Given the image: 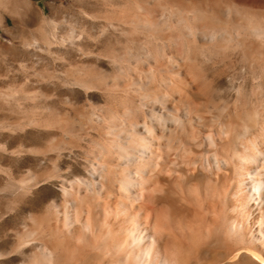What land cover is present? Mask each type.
<instances>
[{
  "label": "rangeland",
  "instance_id": "rangeland-1",
  "mask_svg": "<svg viewBox=\"0 0 264 264\" xmlns=\"http://www.w3.org/2000/svg\"><path fill=\"white\" fill-rule=\"evenodd\" d=\"M263 140L264 0H0V264H49L44 244L69 264L61 209L73 201L84 220L102 219L91 175L114 193L141 141H150L142 162H153L146 190L135 189L145 216L171 226L176 263L249 264L221 260L229 237H204L220 210L196 173L215 152L264 151ZM185 184L197 192L182 193ZM243 208L233 214L246 235L255 226ZM91 250L73 254L102 264Z\"/></svg>",
  "mask_w": 264,
  "mask_h": 264
},
{
  "label": "bare ground",
  "instance_id": "bare-ground-1",
  "mask_svg": "<svg viewBox=\"0 0 264 264\" xmlns=\"http://www.w3.org/2000/svg\"><path fill=\"white\" fill-rule=\"evenodd\" d=\"M149 143L150 141L148 143H144L143 141H141V143L138 144L139 146L133 145L131 147V151H130L131 154L130 155L127 154L125 156L126 158L125 162L129 164L128 166L129 168L125 166L127 168L126 170L124 169L123 174H125L126 172V175L122 179L121 185L118 186V190H115L114 193L108 192L107 191L108 189L106 190V188H104L105 189L104 191L108 193V194L107 193L104 194V191H103L104 178H101V176L97 175V173H94V172H93L94 174L91 175L93 179L96 180L97 178L99 180V181H95L92 179L94 182H92L89 185L91 186L90 188H93L94 192L96 191V199L98 201V206H100V209L99 208L97 209H99L100 212L102 213V219L100 220L98 219L95 222L92 219L91 221L88 220L90 218L89 214H91V211H89L88 218L84 220L81 217V214L83 211L75 208L77 206H76V203L73 201H71V203L67 201L66 204L64 205V209H61L60 212L62 213V216H63V221H62L63 223H62L61 228H63L65 232V236L68 239V242L72 243L73 251L75 252L77 251V254L80 250L82 251L86 248H90L93 250V252H95V255L97 254V261L99 259L98 256L101 257L103 261L102 264H177L176 261L179 260V259L177 260V256L179 258V254L177 251L178 248L175 250L177 251L176 253L174 251V248L169 247L171 246L169 244L170 243L169 241H172L175 243V239L173 238V235H172L173 231L171 230L172 229L171 226L170 227L168 225L166 226L165 225L166 222L162 224L163 225L162 227L161 225L159 226L158 223H157L158 225L157 224L154 225L152 223L153 219L151 222V220L148 219L147 215L145 216L143 212L145 208L142 205L144 204L143 200L145 197L142 191H140V194H139L138 190L135 189L136 186L143 187V185H145L143 184V182L146 179H148V177L146 176V171L144 169V166L145 165L149 166L148 163L151 162L150 161L151 158L150 159L147 158L145 161L142 162L141 156H143L144 153L150 152ZM140 159L141 161H139ZM199 159H197L196 157L195 158L193 157L191 161L193 163V166L201 165L202 162ZM131 162H134V163H131ZM204 162H205V165H207L209 170L203 171L202 168L205 166L201 168L198 167V171L196 173L197 177L200 178V182L198 184V187H199L198 191H199V194L204 196V200H205V197L206 199L215 198V197L218 198L217 199L218 200L217 202L219 204L218 209L220 210V216L218 217L215 216V218H213V221L211 222L209 221L210 223H208L207 226L205 227L204 237L209 240L214 238L215 240L220 241L222 239L221 236L224 235L225 237H229L234 242V247L233 248L231 247L232 249H229V250L227 249L228 251L221 253V260H234V259L242 258L243 260H248L249 264H264V151L263 149L255 144L252 146V148H251V145L250 147L247 145H243L242 150L234 151L231 156L225 155L223 157H219L218 154L215 152V154L214 153L211 154V157L209 155V158L206 159ZM158 164L160 167L163 168L166 165V161L164 162L159 161ZM177 164L178 163H175L173 166L170 165L171 167H169V169L173 171L178 170L179 172H181L179 170L181 168ZM130 165L131 166L133 165L134 167H131ZM103 168L108 170L107 169L108 167H106V164L104 162L102 164V169ZM211 168L212 169L214 168L216 172L214 173V171H212ZM186 176L187 175H185V177ZM190 179H193L192 176H190ZM183 180H185V178ZM221 180L223 181L221 182ZM185 185H187V187ZM185 185H183L182 187L180 186L181 188L180 191H182V193L183 191L185 192V194H187L189 191H192L194 193L195 190L193 191L191 190V188H188V185L189 187L191 186L190 184H185ZM173 189H170V190L171 191L173 190L175 192L176 188L174 187ZM112 191H114V189H112ZM242 191H243V196L245 200L244 198H242V194H241ZM165 193L168 194V190H166ZM176 193L178 192L176 191L175 194ZM167 194H163L161 197H159L160 198L159 202L163 201V204H165L166 202L165 207H168L166 206L168 204L171 205L172 203L171 199L173 198L172 197L170 199V197L172 196L171 193H170L171 195L170 197H168L169 195ZM188 195H190V193ZM174 196L176 197V195ZM188 197L191 198L192 195ZM194 198H196V196ZM191 199H188V204L193 202L192 200L189 203ZM112 203H114L115 206L114 205L112 206ZM175 206L176 205H174V209H176ZM243 206L245 208L247 206L249 207L248 215H245V216H248V217L251 216L249 220H252L254 218V221L253 220L252 221L254 222V226H255V228L251 229L246 235H244L245 232L242 231L241 229L242 224L240 225L239 224L240 221L239 222L237 221V217H236L237 215L233 214L234 211L237 212L241 208L243 211L244 209ZM70 207L75 208L77 210L75 212H71ZM147 211L145 210V212ZM158 211H159L158 214L160 212L162 214V211H160V208ZM163 213L166 214L165 211ZM170 213H169V216L174 215V213H172L171 215ZM184 213L185 212L182 211L183 219L185 216ZM192 213H190L189 211L188 214H191L189 216H192ZM240 213H243V212H239V214ZM159 216H156L157 222L159 221L158 220ZM166 216H163L164 218L162 221L167 220L168 217ZM186 216H187V213H186ZM156 217L154 215V218ZM176 218L179 221L178 216ZM170 219L172 221V218ZM174 220L176 219L174 218ZM191 220L192 219L188 221H191ZM154 222H155V219H154ZM177 224L175 223V225L174 224L173 225L177 226ZM156 225H157V228H156ZM179 225L180 224H178V226ZM167 227L172 232H169ZM177 229L179 230V227H177ZM181 230H183V228ZM176 232H179V231H176ZM176 234L178 235V233ZM23 236H22V239L24 238ZM181 236L179 237L181 238ZM178 239L179 238H177L176 241ZM183 241H184L183 243H185V240ZM63 242L66 243L67 241H63ZM69 243H66V244H69ZM174 243L172 244V247L175 246ZM63 244L62 246H64ZM44 245H45V248L43 250V256H44L43 260L44 261L46 260L45 262L49 264H56V261L58 260L61 261L60 255L52 247L46 244ZM68 246L69 245H66V247ZM228 246L226 244L227 248ZM176 247L177 246H175V248ZM185 247H186V243H185ZM64 250L66 251V249ZM178 250L180 251V249ZM73 251H72L71 257L65 261H70L69 264H85L84 263V261H86L85 257H81V256L76 257L73 254ZM182 251H184V253L186 252L185 250H182ZM181 255H180L181 257L180 259H182Z\"/></svg>",
  "mask_w": 264,
  "mask_h": 264
}]
</instances>
